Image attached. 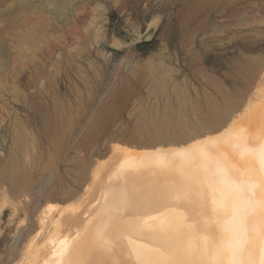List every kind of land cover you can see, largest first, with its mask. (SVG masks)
<instances>
[{
	"label": "rangeland",
	"instance_id": "obj_1",
	"mask_svg": "<svg viewBox=\"0 0 264 264\" xmlns=\"http://www.w3.org/2000/svg\"><path fill=\"white\" fill-rule=\"evenodd\" d=\"M11 5L0 12V264L20 261L47 206L81 200L111 147L189 146L227 105L246 114L264 101V0H71L68 16Z\"/></svg>",
	"mask_w": 264,
	"mask_h": 264
},
{
	"label": "bare ground",
	"instance_id": "obj_2",
	"mask_svg": "<svg viewBox=\"0 0 264 264\" xmlns=\"http://www.w3.org/2000/svg\"><path fill=\"white\" fill-rule=\"evenodd\" d=\"M10 3L14 15L73 12L71 0H0V12ZM231 110L189 146L111 147L109 166L81 169L77 204L40 213L17 264H264V101Z\"/></svg>",
	"mask_w": 264,
	"mask_h": 264
}]
</instances>
